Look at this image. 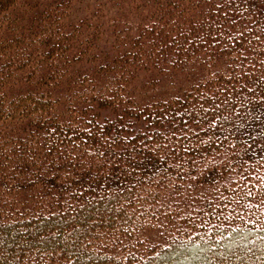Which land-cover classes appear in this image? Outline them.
Listing matches in <instances>:
<instances>
[{
    "label": "trees",
    "instance_id": "obj_1",
    "mask_svg": "<svg viewBox=\"0 0 264 264\" xmlns=\"http://www.w3.org/2000/svg\"><path fill=\"white\" fill-rule=\"evenodd\" d=\"M0 264H264V0H0Z\"/></svg>",
    "mask_w": 264,
    "mask_h": 264
}]
</instances>
